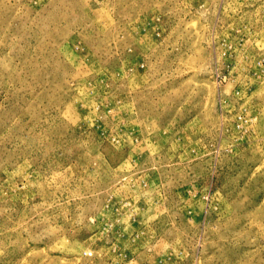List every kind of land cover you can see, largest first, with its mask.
<instances>
[{"label":"rangeland","instance_id":"1","mask_svg":"<svg viewBox=\"0 0 264 264\" xmlns=\"http://www.w3.org/2000/svg\"><path fill=\"white\" fill-rule=\"evenodd\" d=\"M0 264H264V0H0Z\"/></svg>","mask_w":264,"mask_h":264}]
</instances>
